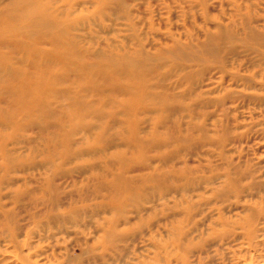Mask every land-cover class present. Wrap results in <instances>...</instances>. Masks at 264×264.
<instances>
[{"label":"rangeland","instance_id":"rangeland-1","mask_svg":"<svg viewBox=\"0 0 264 264\" xmlns=\"http://www.w3.org/2000/svg\"><path fill=\"white\" fill-rule=\"evenodd\" d=\"M0 264H264V0H0Z\"/></svg>","mask_w":264,"mask_h":264},{"label":"bare ground","instance_id":"bare-ground-1","mask_svg":"<svg viewBox=\"0 0 264 264\" xmlns=\"http://www.w3.org/2000/svg\"><path fill=\"white\" fill-rule=\"evenodd\" d=\"M18 1H22V0H18ZM28 21H30V20H28ZM31 22H33V21L31 20Z\"/></svg>","mask_w":264,"mask_h":264}]
</instances>
